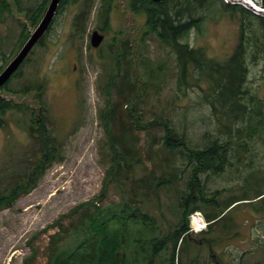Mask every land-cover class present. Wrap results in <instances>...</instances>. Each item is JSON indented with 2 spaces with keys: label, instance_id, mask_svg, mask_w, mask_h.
I'll return each mask as SVG.
<instances>
[{
  "label": "rangeland",
  "instance_id": "1",
  "mask_svg": "<svg viewBox=\"0 0 264 264\" xmlns=\"http://www.w3.org/2000/svg\"><path fill=\"white\" fill-rule=\"evenodd\" d=\"M0 2L1 72L29 38L50 0ZM217 5L181 41L203 49L209 60L222 63L236 45L238 24L220 13ZM57 9L42 43L34 46L4 85L10 91H0V97L15 104V109L0 117V194L22 183L19 196L0 209V264H48L52 237L64 236L59 227H73L80 208L92 203L99 208L112 207L132 199L135 202L129 205L154 221L159 239L173 235L170 230L179 222L180 198L192 166L180 155L183 148L169 151L164 145L165 125L182 129L192 147L200 145L207 132L228 141V135L217 134L218 127L207 104L200 100L194 80L180 87L181 73L174 54L147 34L144 15L129 11L126 0H113L106 24L100 18V0L69 1ZM79 15L85 18L77 25ZM29 19L36 23L31 25ZM93 31L104 37L97 48L89 43ZM131 80L136 81V88H128ZM33 82L44 86L40 96L20 93ZM129 95H138V127L129 124L123 105ZM249 97L262 103V123L258 121L260 124L249 131L253 134L249 138L244 137V130L240 138L230 135L233 142L239 139L244 146L237 149V143L226 153L228 164L222 172L199 175L205 196H215L214 205L242 196L252 199L255 191H264L263 61L248 64L245 99ZM112 105L122 117V130L104 123V114ZM237 127L231 126L233 132ZM120 133L128 136L126 144L132 150L113 141L112 135ZM121 147L125 154L129 151L123 161L116 152L122 154ZM234 155L238 160L232 159ZM50 160H54L52 164ZM171 175L174 180L157 186L159 180H169ZM199 206L208 214L220 210ZM147 234L151 231L137 234L135 241L146 243V238L150 239ZM66 239L63 244L73 246ZM172 244L168 242V249L156 252V244L149 245L147 253L143 246L145 252L136 260L140 264L261 261L264 200L241 202L211 230L207 227L202 234L182 238L174 252Z\"/></svg>",
  "mask_w": 264,
  "mask_h": 264
},
{
  "label": "trees",
  "instance_id": "2",
  "mask_svg": "<svg viewBox=\"0 0 264 264\" xmlns=\"http://www.w3.org/2000/svg\"><path fill=\"white\" fill-rule=\"evenodd\" d=\"M69 1L74 0H60L59 7H63ZM126 2L129 11L144 15L147 34L155 36L165 48H168L174 54L175 62L181 73L179 76L180 87L186 84L189 79L194 80V87L200 90V97L202 98L200 100L207 104L216 128L218 127L217 134L228 135V141L225 142L216 135L207 132L204 134L200 145L192 147L188 145L189 141L182 129L178 131L172 124L165 125L164 145L169 151L183 148V151H179V153L192 166L191 176L185 182V188L180 198L179 222L174 230H170L173 235H164V238L159 239L156 236L155 230L158 228L154 221L151 219L149 221L146 215L138 212V208L129 205V203L135 202L132 199L128 200V204L118 203L113 204L112 207L99 208L92 203L89 207L80 208L82 211L75 220L73 227H59L64 236L55 234L52 237L48 264H140L137 262L136 257L143 255L145 252L142 250L143 246L147 253L149 245L154 246L156 244L158 247L155 250L156 252L168 249L166 244L173 242L170 247L171 251L174 252L179 241L190 234L188 231V216L192 212L203 211V216L208 222L207 227L211 230L213 224L215 225L217 221L226 218L227 214L241 202L257 204V202L264 200V191L261 193L255 191V196L252 199L242 196L238 199H231L223 205H214V203H217L215 196L210 197V199L205 196L202 189V179H199V175L206 172L212 174L222 172L225 164H228L226 153L234 150L235 144L238 143L237 149H243L244 144L238 142L239 139L233 142L230 135L235 134L240 138L241 131L244 130V137L249 138L253 136L249 131L254 130L257 125L262 123V103L254 101L253 97L245 99V95L248 64H257L259 61L264 62V17H258L241 6L228 5L221 0H126ZM216 2H218L217 8L222 11L219 12L227 14L229 18L238 24L236 45L222 63L209 60L203 49L192 48L181 41L188 32L199 27V24L205 20L207 11L214 7ZM100 3L102 4L100 18L106 24L109 12L112 10L113 0H100ZM2 6L3 2H0V8ZM262 6L264 7V0H262ZM39 12L40 9L36 11V15L39 16ZM2 13L0 11V16ZM83 18H85L84 15H79L75 23L78 25L79 22L83 21ZM29 20L31 25L36 23L32 19ZM189 69H191V72ZM200 81H203L208 88H203ZM135 82V80H131V85L129 84L128 88H136L137 84ZM43 87L42 84L33 82L30 85L23 86L20 93L29 94L33 92L40 96ZM2 89L6 92L10 91L5 86ZM137 96H131L130 99L125 98L123 103L126 106L129 124L132 127L140 126L137 120L139 115ZM13 105L15 104L0 97V117L6 110L15 109ZM116 111V105H112V108L104 114V123L109 127L110 124L118 127V129L121 127L120 130H122V117L117 116ZM235 124L239 127L233 132L231 126ZM114 137L112 135V139L117 145L130 147L126 144L127 135L120 133V135ZM113 143L111 146L115 147V143ZM120 150H122V154H125L126 150L123 151V147ZM130 150H132L131 147ZM116 152L117 158L119 156L122 161L129 156V151L126 152L125 157L119 150H116ZM233 158L238 160V155H234ZM118 168L120 169L119 165ZM174 179L175 175H171L169 180H159L157 186H163ZM21 184L13 185L14 187L0 194V209L9 206L19 196V190L22 189ZM201 204L204 205V208L211 205L212 209L219 208L220 210H217L214 214H208L200 208L199 205ZM232 205L234 206L231 209ZM89 210H93L92 213L88 214ZM146 231H151V234H147L150 236L149 241L146 238V243H142V241L137 243L135 241L137 234L140 236L141 234L145 235ZM68 232L71 234L68 235ZM65 239L69 246L71 244L73 246H67V248L66 244H63ZM126 253L131 255L126 256ZM253 264H264V254L261 261Z\"/></svg>",
  "mask_w": 264,
  "mask_h": 264
},
{
  "label": "water",
  "instance_id": "3",
  "mask_svg": "<svg viewBox=\"0 0 264 264\" xmlns=\"http://www.w3.org/2000/svg\"><path fill=\"white\" fill-rule=\"evenodd\" d=\"M229 5H241L254 15L264 17V9L255 7L250 0H225ZM60 0H50L49 5L43 14L38 25L35 27L29 38L25 41L18 53L11 59L7 66L0 72V91L7 83L9 78L17 71L23 64L25 59L30 54L31 50L38 44L49 30L52 21L57 12ZM103 41V35L98 31H93L89 37V43L92 48H97Z\"/></svg>",
  "mask_w": 264,
  "mask_h": 264
},
{
  "label": "built area",
  "instance_id": "4",
  "mask_svg": "<svg viewBox=\"0 0 264 264\" xmlns=\"http://www.w3.org/2000/svg\"><path fill=\"white\" fill-rule=\"evenodd\" d=\"M256 5H261V0H252ZM190 231L197 233L205 229L206 223L203 220L202 215L199 212L190 216Z\"/></svg>",
  "mask_w": 264,
  "mask_h": 264
},
{
  "label": "bare ground",
  "instance_id": "5",
  "mask_svg": "<svg viewBox=\"0 0 264 264\" xmlns=\"http://www.w3.org/2000/svg\"><path fill=\"white\" fill-rule=\"evenodd\" d=\"M221 1H223L224 3H226L225 0H221ZM226 4H227V3H226Z\"/></svg>",
  "mask_w": 264,
  "mask_h": 264
}]
</instances>
